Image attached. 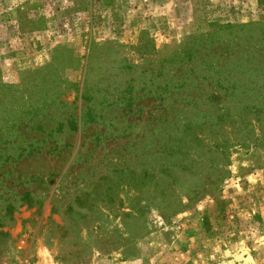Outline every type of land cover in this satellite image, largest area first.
<instances>
[{
  "label": "rangeland",
  "instance_id": "rangeland-1",
  "mask_svg": "<svg viewBox=\"0 0 264 264\" xmlns=\"http://www.w3.org/2000/svg\"><path fill=\"white\" fill-rule=\"evenodd\" d=\"M0 264H264V0H0Z\"/></svg>",
  "mask_w": 264,
  "mask_h": 264
},
{
  "label": "trees",
  "instance_id": "trees-1",
  "mask_svg": "<svg viewBox=\"0 0 264 264\" xmlns=\"http://www.w3.org/2000/svg\"><path fill=\"white\" fill-rule=\"evenodd\" d=\"M231 89H233V88H231ZM180 134H182V131L180 132ZM174 137H176V136L174 135ZM178 140H180V138H178ZM164 144H165V146H166V144H170L169 149H170L171 153L176 152L179 155H183L184 154V152L182 150V147L178 146L179 147L178 148V147L174 146L175 142H173V137H171L169 135V133H168V136H167V140L164 142ZM163 150H164V148H163Z\"/></svg>",
  "mask_w": 264,
  "mask_h": 264
}]
</instances>
